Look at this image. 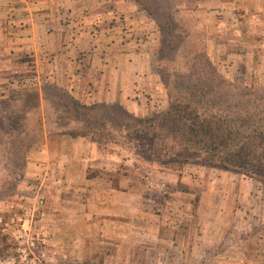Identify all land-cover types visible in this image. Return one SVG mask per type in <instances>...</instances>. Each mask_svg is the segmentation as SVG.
I'll list each match as a JSON object with an SVG mask.
<instances>
[{"label":"rangeland","instance_id":"1","mask_svg":"<svg viewBox=\"0 0 264 264\" xmlns=\"http://www.w3.org/2000/svg\"><path fill=\"white\" fill-rule=\"evenodd\" d=\"M80 1L0 55V264H264V182L222 152L264 148V0Z\"/></svg>","mask_w":264,"mask_h":264},{"label":"crops","instance_id":"2","mask_svg":"<svg viewBox=\"0 0 264 264\" xmlns=\"http://www.w3.org/2000/svg\"><path fill=\"white\" fill-rule=\"evenodd\" d=\"M83 6L84 4H82L80 0H0V55H7L8 57H10V55L15 56V54H17L16 50H24L26 48V40L33 39L35 42V40L41 39L38 37L37 33H45L49 36L51 30L50 26L52 24L61 23L63 19H66V17H69L68 21H71L73 14H77V12H75V8L82 9ZM43 25H46L45 28L42 27ZM18 44H20L22 48H19ZM33 48L34 49H32V51L37 53L41 50L40 47H37V44H34ZM8 61L10 63V60ZM42 102L43 101L39 99V104ZM73 144L74 142L72 145ZM88 149L90 152L92 151L96 153L95 143L89 142ZM92 160L94 159L86 158L79 163H75L72 160L74 164H78V166L72 164L71 161L59 162V164H54V169L55 171L60 172L57 176L60 177L63 171L68 181L72 178L70 182H73V180L77 182L78 178L82 181L86 178L87 180H90L91 178L85 177L82 171L84 166H90L89 163H91ZM79 168L80 175L78 172ZM73 176H75L74 179ZM73 196L77 197L80 195ZM89 196L95 197L96 195ZM103 196L105 203H108L107 205L104 203L105 206L103 209L105 208V212L110 209L114 211L118 208L110 205V201L113 202L114 199L112 195ZM72 246V244H67L64 246H58L57 249H64V253H66L70 258H74V254H78V252L70 250Z\"/></svg>","mask_w":264,"mask_h":264},{"label":"trees","instance_id":"3","mask_svg":"<svg viewBox=\"0 0 264 264\" xmlns=\"http://www.w3.org/2000/svg\"><path fill=\"white\" fill-rule=\"evenodd\" d=\"M248 145L246 149L243 147L235 148L234 145L232 149L222 152H225L228 164L240 167L246 172L248 170L254 177L264 182V148H255V145L250 144V140H248ZM3 242H6L5 238H0V258L6 256L4 255L5 252L10 249L9 246H3Z\"/></svg>","mask_w":264,"mask_h":264},{"label":"built area","instance_id":"4","mask_svg":"<svg viewBox=\"0 0 264 264\" xmlns=\"http://www.w3.org/2000/svg\"><path fill=\"white\" fill-rule=\"evenodd\" d=\"M34 244H35L34 242L31 243L32 246H34Z\"/></svg>","mask_w":264,"mask_h":264}]
</instances>
